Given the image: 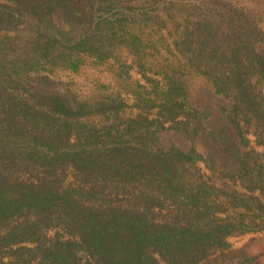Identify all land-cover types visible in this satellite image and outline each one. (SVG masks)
I'll return each mask as SVG.
<instances>
[{"label": "trees", "instance_id": "1", "mask_svg": "<svg viewBox=\"0 0 264 264\" xmlns=\"http://www.w3.org/2000/svg\"><path fill=\"white\" fill-rule=\"evenodd\" d=\"M137 1L0 0V264H217L231 236L264 229V39L255 23L224 37L205 13L203 40L186 48L195 45L192 64L208 85L195 97L171 80L135 104L157 108L155 117L123 128L79 120L118 115L125 101L93 106L52 76L118 46L139 51L133 24L146 7ZM69 169L76 186L64 182Z\"/></svg>", "mask_w": 264, "mask_h": 264}, {"label": "rangeland", "instance_id": "2", "mask_svg": "<svg viewBox=\"0 0 264 264\" xmlns=\"http://www.w3.org/2000/svg\"><path fill=\"white\" fill-rule=\"evenodd\" d=\"M154 1L138 0L136 2L145 3L146 7L143 13L142 11L138 13L133 24V28L142 39L139 51H133L136 47L118 46L113 56L104 61L98 62L96 58L88 57L86 63L76 71L59 69L52 73L55 79L69 83L82 100L88 101L93 106L100 102H108L109 98H120L129 106L118 115L113 111H101L83 116L79 120L80 124L89 128L95 126L103 131V127L112 124L123 128L122 122L130 117L148 115L154 118L158 111L157 108H142L140 102L141 107L135 104L138 100H151L158 93L162 95L168 88L169 82H172L171 80L182 82V84L185 82L187 92L196 97L200 89L207 86L208 82L206 76L196 72L192 64L195 45L189 50L186 45H190L191 42L195 43L197 38L199 43L203 40L204 33L201 30L205 13L215 15L221 21L218 32L224 37L233 33L234 25L237 28L241 27V32L247 34L248 27L251 23H255L264 39V0ZM199 2H203V7L195 6ZM215 8L221 16L213 13ZM234 8L237 13L234 21L230 22ZM3 36L4 33H0V41L4 39ZM80 131L85 137L84 132L87 133V131H84L82 127ZM259 150H264V148L259 147ZM199 166L203 170L202 173L206 175L204 179L209 182L216 180L217 186L221 187L220 183L225 180L218 178L217 174L209 178L211 171L206 168L204 162H200ZM66 172L62 173L65 184L76 186L81 182V178L76 177L71 169ZM190 175L191 173H185L189 183H195L198 181L196 177L200 176L197 173L196 177L190 178ZM224 187L242 190L240 186H236L231 181H227ZM260 199L264 202V196ZM247 203L252 206L255 204L251 198ZM224 205L231 207L232 204ZM242 209V212L246 211ZM256 212L259 213L261 210L256 209ZM249 213L252 215L253 211ZM225 215L226 212H223L222 216ZM55 232L56 229L51 230L48 236L54 235ZM229 242L231 249L226 251V255L217 254L219 256L217 264H236L237 262L239 264H264V229L231 236ZM240 248L243 250L238 251ZM28 264H37V262L30 261Z\"/></svg>", "mask_w": 264, "mask_h": 264}]
</instances>
